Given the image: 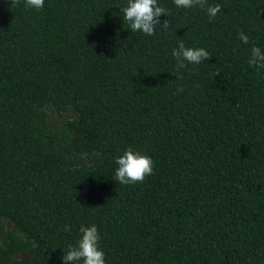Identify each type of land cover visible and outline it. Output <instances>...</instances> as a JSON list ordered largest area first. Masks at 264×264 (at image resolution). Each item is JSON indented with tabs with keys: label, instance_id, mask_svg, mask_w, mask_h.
I'll use <instances>...</instances> for the list:
<instances>
[{
	"label": "trees",
	"instance_id": "16d2710c",
	"mask_svg": "<svg viewBox=\"0 0 264 264\" xmlns=\"http://www.w3.org/2000/svg\"><path fill=\"white\" fill-rule=\"evenodd\" d=\"M157 2L148 36L127 0H0V264H63L92 225L105 264H264V0ZM180 40L211 58L175 79ZM129 147L154 174L124 185Z\"/></svg>",
	"mask_w": 264,
	"mask_h": 264
},
{
	"label": "clouds",
	"instance_id": "9594fccd",
	"mask_svg": "<svg viewBox=\"0 0 264 264\" xmlns=\"http://www.w3.org/2000/svg\"><path fill=\"white\" fill-rule=\"evenodd\" d=\"M19 0H11V8L18 5ZM26 7L40 10L44 7V0H25ZM178 8L189 9L200 7L206 10L209 18H214L220 11V4L208 5L207 0H174ZM123 13V18L128 22L132 32H142L145 35L155 34L157 25L163 29H168L171 25L169 20L161 22L160 16L164 14L169 17L167 9L159 6L157 0H127L126 6L119 9ZM239 39L244 43H249V38L244 33L239 34ZM172 55L176 59L175 79H182L180 69L186 68L187 64H200L209 58L210 53L204 48L186 47L183 40L178 42L176 48L172 50ZM187 62V64L185 63ZM248 64L258 69H264V52L257 46L251 48V55ZM216 72L214 75H218ZM184 88L178 86L177 94L182 93ZM114 180L120 184L128 185L142 183L144 179L154 174L153 160L147 155L134 151L131 147L127 148L122 155L115 158ZM65 230L70 231L66 226ZM81 237L75 245H69V250L64 253L63 264H73L82 261V264H105L104 252L99 248V232L96 225L89 227L81 226Z\"/></svg>",
	"mask_w": 264,
	"mask_h": 264
},
{
	"label": "rangeland",
	"instance_id": "374dc122",
	"mask_svg": "<svg viewBox=\"0 0 264 264\" xmlns=\"http://www.w3.org/2000/svg\"><path fill=\"white\" fill-rule=\"evenodd\" d=\"M62 119V116L60 115H56V114H52L49 118V125L52 126H57V124L60 122V120ZM6 225V224H5ZM8 226V225H6ZM26 253H20L19 256L23 257L25 256Z\"/></svg>",
	"mask_w": 264,
	"mask_h": 264
}]
</instances>
